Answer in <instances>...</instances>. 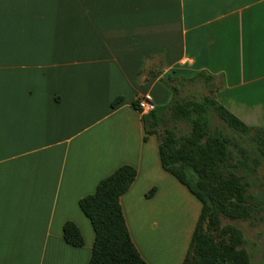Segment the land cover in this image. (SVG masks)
<instances>
[{
    "label": "crops",
    "instance_id": "obj_1",
    "mask_svg": "<svg viewBox=\"0 0 264 264\" xmlns=\"http://www.w3.org/2000/svg\"><path fill=\"white\" fill-rule=\"evenodd\" d=\"M199 72L264 126V0H0V264H89L80 199L123 165L137 170L121 196L137 248L182 264L202 204L164 169L134 102L164 106L162 79Z\"/></svg>",
    "mask_w": 264,
    "mask_h": 264
},
{
    "label": "trees",
    "instance_id": "obj_2",
    "mask_svg": "<svg viewBox=\"0 0 264 264\" xmlns=\"http://www.w3.org/2000/svg\"><path fill=\"white\" fill-rule=\"evenodd\" d=\"M167 79V80H166ZM204 80L208 93L201 98H180L185 83ZM173 91L166 110L190 131L178 134L158 127L164 106L143 115L147 134L158 136L160 157L166 171L184 184L202 204L187 254L182 264H254L241 227L225 220H264V126L245 123L216 98L220 81L199 72L192 77L162 79ZM121 101L118 98L113 106ZM139 109V100L134 102ZM217 115L225 127H212ZM228 127L231 132H226ZM137 177L132 165H123L103 178L94 193L80 199V207L90 219L95 242L89 264H149L131 236L121 204V196ZM261 188L255 192L256 188ZM156 188L148 194L151 196ZM64 238L83 246L85 238L73 221L64 224Z\"/></svg>",
    "mask_w": 264,
    "mask_h": 264
},
{
    "label": "rangeland",
    "instance_id": "obj_3",
    "mask_svg": "<svg viewBox=\"0 0 264 264\" xmlns=\"http://www.w3.org/2000/svg\"><path fill=\"white\" fill-rule=\"evenodd\" d=\"M167 80V79H166ZM163 86H167L165 81L163 82ZM168 87V86H167ZM169 88V87H168ZM170 92L173 91L169 88ZM208 93V88L205 85L204 80L200 79L194 83L187 82L181 88V92L179 94L180 98H201L204 94ZM170 101L164 105V109L162 112V120L158 127L160 137L165 134V129L170 128L173 129L176 133L185 134L190 131V127L183 121H176L171 116V111L166 110L167 106L169 105ZM219 126L221 128L225 127L224 122L217 116L213 115L212 117V127ZM226 128V132H231ZM258 177L263 180L264 179V167L259 170ZM260 187L255 189V192L260 191ZM264 216V211L261 212L259 216ZM225 222L235 223L239 227H241L245 233L247 239V248L251 252L253 256L254 264H264V220H257L252 222L250 220H225Z\"/></svg>",
    "mask_w": 264,
    "mask_h": 264
},
{
    "label": "built area",
    "instance_id": "obj_4",
    "mask_svg": "<svg viewBox=\"0 0 264 264\" xmlns=\"http://www.w3.org/2000/svg\"><path fill=\"white\" fill-rule=\"evenodd\" d=\"M156 108V103L152 95L147 94L139 99V110L142 113H149Z\"/></svg>",
    "mask_w": 264,
    "mask_h": 264
}]
</instances>
